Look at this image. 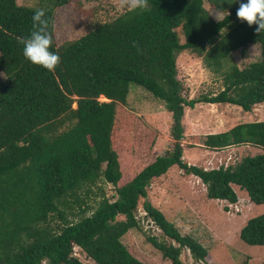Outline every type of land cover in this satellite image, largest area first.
Masks as SVG:
<instances>
[{
    "label": "trees",
    "instance_id": "trees-1",
    "mask_svg": "<svg viewBox=\"0 0 264 264\" xmlns=\"http://www.w3.org/2000/svg\"><path fill=\"white\" fill-rule=\"evenodd\" d=\"M70 1L23 6L0 0V264H83L72 255L74 246L95 264H144L120 241L138 228L139 199L144 216L162 237L145 239L163 259L184 264L179 254L185 248L193 260H203L206 249L180 234L145 199V188L176 165L199 178L206 198L233 204L234 184L250 202L264 203V120L192 138L214 150L241 144L262 149L233 164L210 169L187 164L179 145L184 107L222 103L246 112L264 102V31L237 18L239 4L247 0H208L224 10L221 21L209 15L203 0H148L146 9H127L56 46L53 11ZM38 8L49 21V50L60 57L54 71L25 59L17 40L30 36ZM247 44L258 46L259 57L238 67L230 54ZM183 50L219 74V91L185 98L175 69V53ZM130 84L161 101L171 117V149L144 165L122 158L111 144L113 130L117 135L130 118L116 105L125 103ZM64 114L74 122L58 130ZM101 182L113 186V197L104 195ZM238 237L247 245H264V212L248 218Z\"/></svg>",
    "mask_w": 264,
    "mask_h": 264
},
{
    "label": "rangeland",
    "instance_id": "rangeland-1",
    "mask_svg": "<svg viewBox=\"0 0 264 264\" xmlns=\"http://www.w3.org/2000/svg\"><path fill=\"white\" fill-rule=\"evenodd\" d=\"M15 2L23 6L38 5V0H15ZM203 7L213 19H216L212 13L218 9L213 3L203 0ZM125 10L127 8L118 7V0H71L58 6L53 11L55 45L75 39ZM220 11H223L222 15L225 13L223 9ZM173 29L179 42H182L180 27L176 26ZM230 56L233 63L242 67L258 59L259 49L256 44H247L243 48L232 51ZM175 69L176 78L181 82L183 95L187 99L201 94H214L222 87L219 74L204 68L200 59L187 50L175 53ZM3 80L4 76L0 71V83ZM98 100L106 99L99 97ZM198 104L201 106L194 104L188 107V109L194 108L186 112V117L194 119L195 114H198L195 119L199 120L196 125L200 127L187 131V135H202L211 131L213 125L216 126L213 129L225 126L230 128L241 122L264 120V102L253 105L246 113L230 104L201 102ZM116 105L119 113L122 112L130 117L117 135L114 130L111 133L112 148L121 152L122 158H129L136 165H144L154 156L164 154L171 149L173 143L170 136L171 117L169 113H166L161 101L152 98L149 92L140 87L130 84L125 103ZM181 119L182 116L180 118L182 127ZM73 122L72 116L64 114L58 130L69 127ZM131 124L132 128H130ZM183 134L182 129V137L179 140L182 150L181 159L191 165L211 168L218 165L224 166L237 162L241 156L253 155L257 152L253 148L257 146L241 144L232 145L235 148L232 147V150L222 155L215 152L219 149L214 150L192 144L193 140L185 138ZM185 143L189 145L186 146ZM129 144H131L130 148ZM101 186L105 196L113 197L112 185L101 182ZM199 187H202L199 180L185 175L176 165H171L145 188V199L152 206H158L159 211L178 229L180 234L194 235V238L196 237L207 250L203 260L195 261L183 248L179 254L182 262L184 264H240L245 257H248L247 264H264V246L247 245L237 236L240 227L248 218L264 212V203L250 202L248 204L246 193L236 187L237 202L225 205L223 201L206 198L204 191L201 192ZM140 203L141 199L138 200L135 211L138 228L128 230L121 236L120 241L132 256L144 264H169L145 239L148 235H154L159 239L162 237L159 230L144 216ZM90 204L93 205L92 200ZM224 205L227 211L223 210ZM72 255L83 264H95L75 246L72 248Z\"/></svg>",
    "mask_w": 264,
    "mask_h": 264
},
{
    "label": "clouds",
    "instance_id": "clouds-1",
    "mask_svg": "<svg viewBox=\"0 0 264 264\" xmlns=\"http://www.w3.org/2000/svg\"><path fill=\"white\" fill-rule=\"evenodd\" d=\"M118 7L129 10L146 9L148 0H118ZM223 11L214 10L213 15L218 21L222 20ZM236 16L241 22H247L251 27L257 25L256 31H264V0H247L241 2L236 11ZM33 31L25 39L18 37V43L23 45V56L34 65L41 66L48 71H54L60 63L58 54L50 51L52 35L49 32V21L45 18L44 9H36L32 16Z\"/></svg>",
    "mask_w": 264,
    "mask_h": 264
},
{
    "label": "crops",
    "instance_id": "crops-1",
    "mask_svg": "<svg viewBox=\"0 0 264 264\" xmlns=\"http://www.w3.org/2000/svg\"><path fill=\"white\" fill-rule=\"evenodd\" d=\"M258 104V103H257ZM196 105L197 106H201L200 104H198V103H196ZM229 105V104H228ZM255 105V104H254ZM253 106V105H252ZM238 107V106H237ZM194 108V107H193ZM193 108H189V109H193ZM188 107L186 108H183V115H182V119H181V123H182V129L184 130V134H183V136L185 137V138H190L191 140H193L192 138L194 137L193 135H187V131H190V130H192L193 128H196V127H200V126H197L196 124L197 123H199V120H197V119H195L197 116H198V114H195V117H194V119H192L191 117H186V112H188ZM166 111V110H165ZM199 112L200 113H202V111H200L199 110ZM246 112H248V111H246ZM245 112V113H246ZM166 113H169L168 111H166ZM169 115H170V113H169ZM257 120H262V119H257ZM257 120H253V121H257ZM216 126L215 125H213L211 128H212V130L211 131H208V132H206V133H203L202 135H205V134H209V133H217V132H221V131H225V130H227L229 127H221V128H217V129H213V128H215ZM192 142V141H191ZM192 144H197V143H194V142H192ZM185 145L186 146H188L189 144H187V143H185ZM200 145V144H199ZM247 146V145H246ZM203 147H205V146H203ZM232 147H234V146H227V147H224V148H222V149H219V151H215V152H219V154H222V155H224V154H226L229 150H232ZM235 148V147H234ZM255 150H257V152L256 153H260V152H262V149L260 148V147H253ZM218 150V149H217ZM255 153V154H256ZM211 159V157H206V159ZM195 160V159H194ZM190 162H193V160H189ZM209 162H211V161H209ZM231 164V163H230ZM219 166V165H218ZM224 166H226V165H224ZM203 168L204 169H210L211 167H205V166H203ZM213 168H216V167H213ZM160 176V175H159ZM187 176H189V177H193V178H195L196 180H199V178H197L196 176H194V175H192V174H188ZM158 177V176H157ZM157 177H153V179L150 181V184H151V182L155 179V178H157ZM200 181V180H199ZM201 183V182H200ZM201 186L202 187H199L200 188V191L201 192H203L204 191V194H205V187H203L204 185L201 183ZM231 186V188L233 189V191L235 192V188L237 187L236 185H234V184H231L230 185ZM203 190V191H202ZM247 196V195H246ZM236 197H237V195H236ZM209 199V198H208ZM238 199V198H237ZM246 199H247V201H248V204L250 203V201L248 200V197H246ZM214 200H217V201H219V202H225V205H226V201H224V200H218V199H214ZM236 202H237V200H236ZM236 202H234V203H236ZM233 203V204H234ZM229 204V203H228ZM224 205V206H225ZM154 207L155 208H157L158 210H159V207L158 206H156V205H154ZM164 216V215H163ZM165 217V216H164ZM245 223V222H244ZM188 235H190V234H188ZM192 238H194V235H190ZM237 236H238V232H237ZM195 240H197L196 239V237L194 238ZM198 241V240H197ZM250 246H253V245H250ZM259 246H264V245H259ZM204 247V246H203ZM205 248V247H204ZM187 250V249H186ZM188 251V250H187ZM206 253H207V250H206ZM207 255V254H206Z\"/></svg>",
    "mask_w": 264,
    "mask_h": 264
},
{
    "label": "bare ground",
    "instance_id": "bare-ground-1",
    "mask_svg": "<svg viewBox=\"0 0 264 264\" xmlns=\"http://www.w3.org/2000/svg\"><path fill=\"white\" fill-rule=\"evenodd\" d=\"M104 98V97H103Z\"/></svg>",
    "mask_w": 264,
    "mask_h": 264
}]
</instances>
